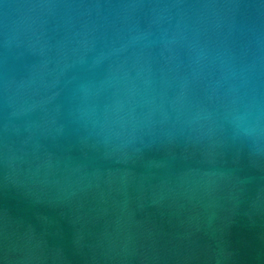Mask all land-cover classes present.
Segmentation results:
<instances>
[{
    "label": "water",
    "instance_id": "obj_1",
    "mask_svg": "<svg viewBox=\"0 0 264 264\" xmlns=\"http://www.w3.org/2000/svg\"><path fill=\"white\" fill-rule=\"evenodd\" d=\"M0 264H264V0H0Z\"/></svg>",
    "mask_w": 264,
    "mask_h": 264
}]
</instances>
